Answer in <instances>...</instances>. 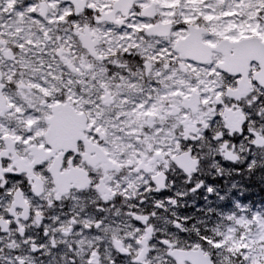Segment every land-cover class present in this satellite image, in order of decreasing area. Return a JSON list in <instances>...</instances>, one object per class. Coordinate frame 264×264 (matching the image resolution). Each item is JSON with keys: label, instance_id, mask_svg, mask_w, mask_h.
<instances>
[{"label": "clouds", "instance_id": "9594fccd", "mask_svg": "<svg viewBox=\"0 0 264 264\" xmlns=\"http://www.w3.org/2000/svg\"><path fill=\"white\" fill-rule=\"evenodd\" d=\"M0 264H264V0H0Z\"/></svg>", "mask_w": 264, "mask_h": 264}, {"label": "snow or ice", "instance_id": "6c2138e0", "mask_svg": "<svg viewBox=\"0 0 264 264\" xmlns=\"http://www.w3.org/2000/svg\"><path fill=\"white\" fill-rule=\"evenodd\" d=\"M175 0H165V3L168 4L169 6H171L172 3H174ZM190 3H196V0H189ZM186 19H188V17H186Z\"/></svg>", "mask_w": 264, "mask_h": 264}]
</instances>
